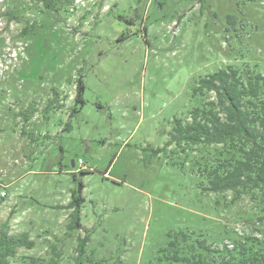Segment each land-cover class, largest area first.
I'll use <instances>...</instances> for the list:
<instances>
[{"label": "rangeland", "instance_id": "rangeland-1", "mask_svg": "<svg viewBox=\"0 0 264 264\" xmlns=\"http://www.w3.org/2000/svg\"><path fill=\"white\" fill-rule=\"evenodd\" d=\"M48 4L0 0V228L34 243L9 264L48 261L51 247L59 264H163L176 233L229 246L263 237L247 198L217 207L176 156L155 150L194 108L199 79L227 65L264 74V0ZM80 182L82 228L69 230Z\"/></svg>", "mask_w": 264, "mask_h": 264}, {"label": "trees", "instance_id": "trees-1", "mask_svg": "<svg viewBox=\"0 0 264 264\" xmlns=\"http://www.w3.org/2000/svg\"><path fill=\"white\" fill-rule=\"evenodd\" d=\"M36 2L49 7L48 0ZM256 66L227 65L199 79L192 89L194 108L173 120L169 139L155 154L176 156L173 164L194 173L205 184L203 190L214 195L217 207L226 209L247 198L254 208L251 217L264 224V74ZM75 91L74 101L82 105L81 79ZM82 190L80 182L67 205L69 230L82 228ZM7 229L5 221L0 228V264H9L18 249L34 246L27 234L9 235ZM169 239L159 251L163 264H264V236L238 238L230 246L215 245L195 232L176 233ZM51 248L54 258L28 257V263L59 264L60 256ZM79 260L77 255L74 264Z\"/></svg>", "mask_w": 264, "mask_h": 264}, {"label": "built area", "instance_id": "built-area-1", "mask_svg": "<svg viewBox=\"0 0 264 264\" xmlns=\"http://www.w3.org/2000/svg\"><path fill=\"white\" fill-rule=\"evenodd\" d=\"M78 165H79V167L76 169V171H80V170H82V169L85 168V167L82 165L81 160H78Z\"/></svg>", "mask_w": 264, "mask_h": 264}, {"label": "crops", "instance_id": "crops-1", "mask_svg": "<svg viewBox=\"0 0 264 264\" xmlns=\"http://www.w3.org/2000/svg\"><path fill=\"white\" fill-rule=\"evenodd\" d=\"M10 185H6V187H9Z\"/></svg>", "mask_w": 264, "mask_h": 264}, {"label": "water", "instance_id": "water-1", "mask_svg": "<svg viewBox=\"0 0 264 264\" xmlns=\"http://www.w3.org/2000/svg\"><path fill=\"white\" fill-rule=\"evenodd\" d=\"M72 166H74V165H73V162H72Z\"/></svg>", "mask_w": 264, "mask_h": 264}]
</instances>
